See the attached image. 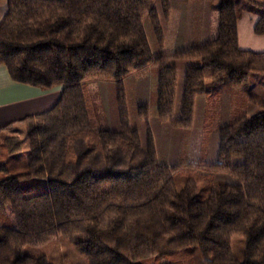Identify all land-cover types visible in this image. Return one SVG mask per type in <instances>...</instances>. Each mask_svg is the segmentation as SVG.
I'll return each mask as SVG.
<instances>
[{
  "label": "trees",
  "instance_id": "obj_1",
  "mask_svg": "<svg viewBox=\"0 0 264 264\" xmlns=\"http://www.w3.org/2000/svg\"><path fill=\"white\" fill-rule=\"evenodd\" d=\"M170 0H6L0 20V66L12 83L41 91L60 88L55 106L0 130V264H50L24 254L57 239L87 264H193V248L226 251L245 241L243 261L264 264V111L248 116L253 76L264 77V53L241 51L237 24L255 17L264 38V0H214L216 37L172 56H154L144 21L162 49ZM190 1V0H188ZM170 59L199 63L185 72L182 107L175 119L178 73ZM154 67L158 72V121L184 132L187 151L196 99L205 95L200 159L178 164L159 188H149L158 163L148 125L142 145L130 126L124 81ZM116 88L119 130H99L87 83ZM230 88L233 121L229 151L238 164H206L209 140L222 125V87ZM25 130L24 169L5 160L20 157ZM182 158V157H181ZM228 178L218 183L216 177Z\"/></svg>",
  "mask_w": 264,
  "mask_h": 264
},
{
  "label": "rangeland",
  "instance_id": "obj_2",
  "mask_svg": "<svg viewBox=\"0 0 264 264\" xmlns=\"http://www.w3.org/2000/svg\"><path fill=\"white\" fill-rule=\"evenodd\" d=\"M176 1L172 2V11H171V17L170 19L164 20L161 14L160 4L158 1H155L154 6L159 11V18L161 21L162 27L166 29L167 38L164 44V47L161 49L154 37L153 31L150 27L149 20L146 19L144 21V30L146 33V37L148 40V44L150 47V50L154 56H157L161 53L169 52L174 49L175 47V40L178 37H181V33L178 28V24L180 23L179 18L182 16L183 11L182 7L178 5ZM198 9H202V7H205L204 0H197L196 1ZM6 0H0V20L3 18L6 12ZM209 35L212 39L216 35L217 31V25H218V14L217 11L210 10L209 11ZM247 14H243L242 19L240 20L239 24V30L241 34L244 31L248 32L249 23L247 20ZM177 37V38H176ZM243 40V39H242ZM246 44V47H243L242 49H252L253 47L256 48H264L263 45L253 44L250 42V40L245 39L243 40ZM242 51V50H241ZM199 66V63H191L188 61H178V60H170L168 62L169 66L174 65L177 69L178 73V82H177V91H176V98L177 95L183 93V87H184V79H185V72L186 69L190 66ZM156 70V69H155ZM141 80V77L138 75H131L127 77L124 81L125 86V94H126V102L129 112V119H130V126L132 129H137L140 135V139L142 142V145L145 144L146 140V134L143 130L142 124L138 120V89H137V81ZM99 84H109V88H107V92H101L99 93L98 87L103 86ZM157 84L158 79H155L153 84L151 85V100L148 102V110H149V119L153 120L156 119L157 114ZM87 91H88V97L90 104L93 108L94 116L96 117L99 125L101 122H104L105 113L103 114V111L101 110L100 104H111V109L109 108V111L112 115L113 123L118 122V111H117V103H116V88L115 85L112 83H103V82H96L92 81L87 83ZM229 91L230 88L228 85H224L222 87V100L224 101V104H222V125L221 129L216 132L209 140L208 149L206 157L209 158H216L217 156L221 155V152L224 149L229 150V130L230 125L233 121L231 112L234 111L233 104H228V98H229ZM102 97V101H100V95ZM205 95H199V99L196 101V109H195V118H194V125H193V132L195 133L198 129V125L201 122V102L202 98H204ZM181 107H182V97H181V104H178V102L175 100V119L178 120L181 113ZM264 111V77L262 76H253L251 78L250 83V92H249V108H246V113L248 116H252L257 112ZM99 127H102L101 125ZM169 128V127H167ZM16 129L19 131L18 136L20 140L23 141V147L22 151L20 153V157H14L13 159H10V157L5 158L7 162H10V164H15L18 167H20V170L24 169L25 165V158L28 151L27 144L25 142V130L24 126L22 124H18ZM224 131H228V135L225 139V141H221V135ZM176 132H180L184 134L183 131L176 129ZM159 138L156 137V143H157V156H158V163L154 168L153 173L151 174V177H153L158 171V166L160 164L166 163L168 161V150L165 148L164 142L161 140L159 142ZM174 143H178V138H173ZM181 144L180 142V148L179 150H174L172 153V156L180 155L181 152ZM226 151V150H225ZM182 154V153H181ZM184 155V154H182ZM180 158V156L178 157ZM241 161L240 159L238 160ZM178 164H187V160L182 156V158L178 161ZM177 164V165H178ZM150 177V178H151ZM219 183V182H218ZM154 189V188H153ZM231 248H232V258L228 256L226 251H220L218 253H207L205 255L206 259L213 264H233V259L237 260L238 262L243 261L244 258V249H245V241L241 238H237L232 240L231 242ZM192 255H193V264H205L204 256L201 254V252L193 248ZM24 254L28 257L32 258H41L44 257L50 264H87L84 259H82L79 255L75 253V251L63 240L57 239L43 247L40 248H32V247H26L24 249ZM152 264V263H150Z\"/></svg>",
  "mask_w": 264,
  "mask_h": 264
},
{
  "label": "crops",
  "instance_id": "obj_3",
  "mask_svg": "<svg viewBox=\"0 0 264 264\" xmlns=\"http://www.w3.org/2000/svg\"><path fill=\"white\" fill-rule=\"evenodd\" d=\"M173 1L179 3L178 5L182 7L181 11H183L182 16L179 18L180 23L178 24L181 37L178 38L176 37L177 38L175 40L176 44L173 50L169 52L161 53L162 55L172 56L188 48L201 47L216 37L215 35L212 39H209L210 35H209V27H208L209 19H210L209 11L216 10L214 0H204L205 7L204 8L202 7L201 10L198 9L197 7L196 4L197 0H190V1L170 0L171 11H172ZM170 17H171V12L168 19H170ZM246 17L249 23L248 32L244 31L241 34L239 30V24H237L239 49L242 51H249L253 53H264V48L253 47L252 49H250L249 47V49H244V50L242 49L243 47H246V44L243 41L245 39L250 40V42H252L255 45L258 44L264 46V38L256 37L253 34V27L257 19L250 15H247ZM162 29L164 32V44H165L167 33L164 27H162ZM172 67L175 66L172 65ZM155 69L156 68L154 67H147L133 74L141 77V80L137 81V89L139 92L138 94L139 107H147V108L149 107L148 102H150L151 100V92H150L151 85L153 84L155 79H158V72L157 69L156 70ZM99 85H103L98 87L99 93L100 91L107 92V88H109L108 86L109 84H99ZM60 95H61L60 88L53 89L52 91H41L39 89H34L27 86L12 83L8 77L6 69L0 66V130L9 124L22 121L26 117L40 115L51 110L58 102ZM99 96H100V101H102L101 94ZM228 96H229L228 104H230V91ZM181 97L182 94L181 96L179 94L177 95L176 101L178 102V104H181ZM197 99H199V96L197 97ZM222 104H224L223 100H222ZM247 104L249 108V96H248ZM100 105L103 114L105 113V117L103 120L104 122H101L100 124L102 127H99L100 125L96 119L98 129L103 131H110V132L118 131L120 128L119 122H117L116 124L113 123L112 115L109 111V108L111 109V104H100ZM205 111H206V98L204 97L202 98V102H201V113H200L201 122L198 125V129L195 133L193 132L192 129L187 134L188 142H187V148H186L187 151L185 154V159L187 160V165L189 166H196L199 163ZM232 114L233 112H231V115ZM141 124L146 134L145 125L144 123ZM148 125L154 139L156 151H157L156 137L159 138L158 139L159 142H161V140L164 142L165 148L166 150H168V161H166V163L164 164H160L158 166V170H157L158 172L149 180V188L150 187L159 188V186L164 181H166L169 177H171L172 167L177 165L178 161L183 156L180 152L179 155L180 158H178L179 157L178 155L173 157L172 153L174 150H179L180 142H182V139L185 134L176 132V129H173L167 125L160 123L157 117L156 119L154 118L153 120L148 119ZM227 135H228V131H224L221 135V141H225ZM174 137L178 138L177 144L174 143L173 140ZM143 146H145V144ZM204 159L206 164L240 163L238 160H233L231 158L230 151L229 150L227 151V149H224L221 152V155L217 156L215 159L214 158L207 159L206 156ZM216 181L219 183L229 182L228 178L222 175H218L216 177Z\"/></svg>",
  "mask_w": 264,
  "mask_h": 264
}]
</instances>
